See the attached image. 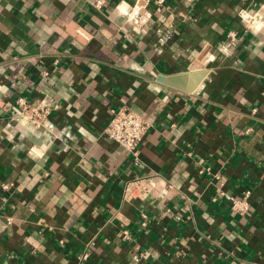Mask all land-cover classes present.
<instances>
[{"label":"crops","instance_id":"obj_1","mask_svg":"<svg viewBox=\"0 0 264 264\" xmlns=\"http://www.w3.org/2000/svg\"><path fill=\"white\" fill-rule=\"evenodd\" d=\"M94 2L0 0V264H264V0Z\"/></svg>","mask_w":264,"mask_h":264},{"label":"built area","instance_id":"obj_2","mask_svg":"<svg viewBox=\"0 0 264 264\" xmlns=\"http://www.w3.org/2000/svg\"><path fill=\"white\" fill-rule=\"evenodd\" d=\"M103 3L104 0H95L94 2L96 6H100ZM229 36L231 40L233 33L231 32ZM47 74V70L42 71V75ZM16 103L19 107L18 118L28 122L32 130L47 127V116L53 106L49 100L40 99L37 102H31L23 97H18ZM148 125V120L142 115L123 107L111 111V117L104 128V134L136 158L139 144L146 133ZM148 186L144 179H135L127 183L124 193L131 192L134 188L147 191ZM249 194L250 190L245 189L240 197L227 194L225 196L230 203L231 210L238 214H243L248 208L246 199Z\"/></svg>","mask_w":264,"mask_h":264},{"label":"water","instance_id":"obj_3","mask_svg":"<svg viewBox=\"0 0 264 264\" xmlns=\"http://www.w3.org/2000/svg\"><path fill=\"white\" fill-rule=\"evenodd\" d=\"M206 58H208V57H206ZM203 74H204V72H194V73L190 74V76H189L190 77V83L187 87H185V89L187 91H191L198 84V82L201 80ZM167 82L170 83L171 85L178 84L176 82V78H171V79L167 80ZM175 86L178 87L177 85H175Z\"/></svg>","mask_w":264,"mask_h":264}]
</instances>
